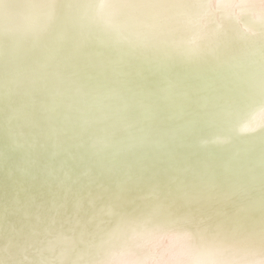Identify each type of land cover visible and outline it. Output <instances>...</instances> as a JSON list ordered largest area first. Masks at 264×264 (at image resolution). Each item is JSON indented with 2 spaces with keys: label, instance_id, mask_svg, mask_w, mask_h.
I'll list each match as a JSON object with an SVG mask.
<instances>
[{
  "label": "clouds",
  "instance_id": "9594fccd",
  "mask_svg": "<svg viewBox=\"0 0 264 264\" xmlns=\"http://www.w3.org/2000/svg\"><path fill=\"white\" fill-rule=\"evenodd\" d=\"M8 7L0 12V100L10 85L19 95L20 73L37 63L59 74L57 122L74 141L87 190L33 211L41 176L24 166L23 146L9 144L5 126L0 264H264V206L217 210L155 173L129 182L114 164L157 147L129 102L131 70L223 74L234 111H264V0H24L15 18ZM117 118L135 128L101 139ZM257 137L264 141V121L193 122L165 147L184 149L189 164L217 148L229 159L240 152L242 163L243 146Z\"/></svg>",
  "mask_w": 264,
  "mask_h": 264
},
{
  "label": "bare ground",
  "instance_id": "6f19581e",
  "mask_svg": "<svg viewBox=\"0 0 264 264\" xmlns=\"http://www.w3.org/2000/svg\"><path fill=\"white\" fill-rule=\"evenodd\" d=\"M24 0H0V12L5 11V5H8V14L15 18L20 9L17 5L23 3ZM36 67V68H35ZM134 74L131 80V87L133 90L139 91L142 94V98H152L156 102H163L167 105L168 110L174 112L179 106L178 101L185 100V93H189L193 101L201 102L206 106L205 111L210 121H214L217 127H222L231 120H240L242 122L260 123L264 121V111L257 110L251 114L244 112H237L233 110L231 104V93L227 86L226 80L223 74H217L213 78H207L199 70H193L191 72L172 71L159 68H137L131 70ZM140 78L137 81L135 78ZM59 78V74L51 72L48 67L42 63H37L30 71L21 72L19 75L20 86L15 87L19 93L20 100H24L23 104L28 110L27 121L29 123L30 132L34 133V150L38 155L32 172L39 173L40 169L44 167V158L49 155V150H38L41 148L39 143L42 139L46 142L48 137H51L48 143L52 145V136L48 134L50 130H56V126H59L57 119L51 118L46 111H44V103L38 95L35 85L45 88L52 81ZM154 83L155 86L152 84ZM53 85V84H52ZM195 94V96H194ZM56 96L55 90L48 94L47 100H51ZM44 121V123H43ZM122 119H114L110 126L105 128L114 129L117 132L121 131ZM133 121V120H130ZM146 129L148 132L147 138L150 141L154 140L153 132L151 130L152 122L145 121ZM219 124V125H218ZM55 126V128H53ZM133 129L135 128V122L131 124ZM61 141L66 142L68 139L61 135L59 137ZM166 143L158 144L157 147H165ZM185 150H180L176 155L169 157V162H175L178 157L185 153ZM244 156L253 155L256 159L264 160V141L257 138H251L243 146ZM139 153L135 154V157ZM179 163V162H178ZM187 165V164H186ZM239 163L237 166H242ZM198 166H202L205 169L214 172L216 166L214 163H201ZM52 173L47 178V181L51 184L57 183L52 187L58 193L65 192V198L69 194V188H67V181L64 179L59 182L62 177V171L56 168V165L50 167ZM235 168V167H234ZM247 175L234 180V181H218L215 177L204 179H189L167 182L171 185L172 189L181 193L188 200H199L205 203H212L217 210H223L226 207H230L235 203H242L249 208H260L264 206V163L254 170L251 166L245 170ZM45 182V181H43ZM175 185V186H173ZM63 197L57 198L55 201L62 202ZM36 209V206L33 207ZM161 258L164 259L170 254L167 253L166 248L161 245L160 249Z\"/></svg>",
  "mask_w": 264,
  "mask_h": 264
},
{
  "label": "water",
  "instance_id": "95a60500",
  "mask_svg": "<svg viewBox=\"0 0 264 264\" xmlns=\"http://www.w3.org/2000/svg\"><path fill=\"white\" fill-rule=\"evenodd\" d=\"M132 75L134 74L130 71L129 76L132 77ZM135 79L140 81L139 77ZM152 84L155 86L154 83ZM18 86H20L19 77L14 87ZM12 87L11 85L9 86L10 91L7 101L0 100V134H3L5 126H7L9 144L15 140L17 144L23 146L21 152L24 156V166L27 167L29 171H32L38 155L37 151L34 150V133L30 132V125L27 121L29 112L25 108L26 105L23 104L24 100H20L19 95H13L11 93ZM35 88L44 103V111H46L51 118L57 119L54 97L51 100H47L46 98L53 90H55L56 96L59 95L60 89L58 87L54 88L52 84H49L48 87L46 86L45 88L35 85ZM185 96V100L178 101L179 106H174L176 110L172 112L168 110L167 105L163 102H156L152 98H142L141 92L133 90V95L129 102L143 115L145 121L152 122L151 130L154 136L152 142L156 145L162 143L169 144V142L178 135V129L181 127H188L193 122H199L208 127H217L214 121L209 120L205 111L206 106L201 102L193 101L190 94L187 92ZM132 123L133 121L122 119L120 129L123 132H117L114 129H107L104 127L101 130L100 138L126 136L128 131L133 130L131 126ZM53 128H55V126ZM55 129V131H48V134L52 136V145L48 143L51 137H48L47 142L44 137L39 143L41 148H38V150H45L50 147L51 149L49 150L48 157L43 159V161L46 162L44 167L41 168L38 173L41 176V182L37 186L40 197L36 201V209L41 204L49 203L61 196L65 198V192L61 194L52 190V187L57 185V183L51 184L47 181V178L52 173L50 167L55 165L56 168L63 173L59 182H62L63 179L67 181V188H69L70 192L67 194L68 198H71L78 192L87 190L77 179L78 169L74 160L76 155L74 141L70 139L66 142L61 141L59 137L63 135V132L60 126H56ZM221 139L222 138L217 137L214 143H220ZM205 147H207V142H205ZM180 150L184 149L156 147L152 151L139 153L136 157L132 155L118 159L114 164L121 177L129 182H135L138 176L143 172L158 174L161 179L167 182L204 179L208 177L212 179L215 177L218 181L227 182V180L234 181L247 175L245 170L251 166L255 170L264 163L263 159H256L253 155H247L244 156L243 165L237 166L239 164L238 161L241 159L240 152L234 153L233 157L229 159L225 157L222 150L217 148L207 152L199 158V162L201 163L211 162L215 164L216 170L211 172L202 166H198L199 163H187L186 152L182 153L175 162L170 163L169 157L176 155ZM3 154L4 142L0 140V165L3 163ZM36 209L33 208L32 210L35 211Z\"/></svg>",
  "mask_w": 264,
  "mask_h": 264
}]
</instances>
